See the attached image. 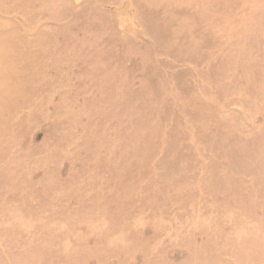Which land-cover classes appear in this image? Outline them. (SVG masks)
Returning <instances> with one entry per match:
<instances>
[{
    "label": "rangeland",
    "instance_id": "obj_1",
    "mask_svg": "<svg viewBox=\"0 0 264 264\" xmlns=\"http://www.w3.org/2000/svg\"><path fill=\"white\" fill-rule=\"evenodd\" d=\"M0 20V264H264V0Z\"/></svg>",
    "mask_w": 264,
    "mask_h": 264
},
{
    "label": "bare ground",
    "instance_id": "obj_2",
    "mask_svg": "<svg viewBox=\"0 0 264 264\" xmlns=\"http://www.w3.org/2000/svg\"><path fill=\"white\" fill-rule=\"evenodd\" d=\"M22 1V0H21ZM42 4H44V3H41V5ZM20 6V5H19ZM44 6V5H43ZM24 7V6H23ZM42 7V6H41ZM27 8V7H26ZM17 10V9H16ZM43 10V9H42ZM10 12V11H9ZM19 12V11H18ZM27 12V11H26ZM19 14V13H18ZM23 14V13H22ZM6 15H7V13H6ZM20 15V14H19ZM23 15H25V14H23ZM11 18V17H10ZM22 19V18H21ZM20 19V20H21ZM4 20V19H3ZM19 20V19H18ZM0 22H1V20H0ZM2 23H5V22H2ZM1 28V27H0ZM26 34V33H25ZM29 34V33H28ZM27 37V36H26ZM20 38V37H19ZM11 40V39H10ZM15 43V42H14ZM4 44H6V41H2L1 39H0V49H1V47L4 45ZM17 45V44H16ZM26 47V46H25ZM27 48V47H26ZM33 59V58H32ZM17 67V66H16ZM27 68V67H26ZM24 69V68H23ZM29 70V69H28ZM34 70V69H33ZM12 71H14V69L12 70ZM16 71V70H15ZM22 71V70H21ZM24 71V70H23ZM26 71V70H25ZM30 71V70H29ZM10 72V71H9ZM17 72V71H16ZM37 72V71H36ZM11 73V72H10ZM14 73V72H13ZM20 73V72H19ZM19 73H15V75L16 74H19ZM25 73V72H24ZM30 73H32V72H30ZM38 73V72H37ZM12 74V73H11ZM26 74V73H25ZM17 76H19V75H17ZM23 76V75H22ZM27 76L28 75H26V80H27ZM30 76V75H29ZM5 77H7V76H5ZM35 77V76H34ZM22 78V77H21ZM10 79V81L13 79V78H9ZM25 80V79H24ZM0 81H2V80H0ZM27 82V81H26ZM25 85H27L26 83H24ZM29 84H31V82L29 83ZM9 85H11V84H9ZM2 86V85H1ZM25 87V86H24ZM5 88L3 87V89L2 90H4ZM1 90V91H2ZM5 91V90H4ZM6 92V91H5ZM4 92V93H5ZM9 93V92H8ZM6 95V94H5ZM5 95H3V96H5ZM12 96H14V93H13V95ZM11 97V96H10ZM14 98V97H13ZM11 100V99H10Z\"/></svg>",
    "mask_w": 264,
    "mask_h": 264
}]
</instances>
